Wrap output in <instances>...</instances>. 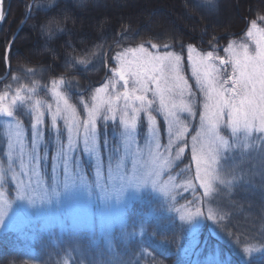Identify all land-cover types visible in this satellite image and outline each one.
Listing matches in <instances>:
<instances>
[{
	"label": "snow or ice",
	"instance_id": "1",
	"mask_svg": "<svg viewBox=\"0 0 264 264\" xmlns=\"http://www.w3.org/2000/svg\"><path fill=\"white\" fill-rule=\"evenodd\" d=\"M3 0H0L2 3ZM51 3L52 0H47ZM57 15L63 12V21L55 17L47 22H41L39 13L36 17V24L33 28H38L40 35L46 40H52L57 32L67 33L70 30L65 22L69 19L67 11L57 5ZM6 19L3 11H0V22ZM264 20V15L259 17ZM247 42L235 44L229 42L223 48L226 55L219 54L218 46L211 50H198L193 44L187 45V61L191 69V77L195 84L189 83V79L184 75L182 64L184 45H180V51L169 50L172 45L165 44L163 49L157 43H151L150 51L143 43L135 47L124 48L117 52L110 59H103L105 67L109 64L112 77L101 86L96 87L90 98V103L81 99L84 106L85 117L78 115L77 107L69 100V93H72L74 86L71 80L65 81L61 76L59 80H53V96L55 104H47V114L50 117L51 125L49 134L56 132L59 143L58 155L63 161L62 175L64 180L57 181V166L53 164L52 174L45 184L38 179L33 183L23 180L17 181L15 173L12 180L16 186V196L22 203L12 209L15 213H26L30 208L36 206L39 200L41 206L50 205L52 197L59 199L61 195L71 199L80 191H85L89 196L96 190L103 195L98 196L104 203H109L115 199L119 203L126 187L134 186L141 188L151 184L152 190L163 198V205L168 209L179 213L182 222L177 225L182 233H187L190 237H195L200 231L203 220L214 221L216 216L209 210L205 216L202 207L196 206L195 196L188 201L190 208L181 205L174 208L168 198L172 194L167 182H161L160 169L171 166V159L163 156L161 149L171 152L176 150V158L185 152L191 137L192 161L195 163L194 180L203 189L204 197L216 190V185L228 184L231 188L243 190L251 187L254 183H259L261 194L264 196V167L258 173L244 166L245 157L249 153H259L262 164H264V28L257 26L256 20L251 22V26L246 32ZM215 40V37L213 38ZM110 51V49H109ZM53 55L56 53L53 51ZM4 62L9 63V58L4 57ZM66 66L70 65L81 70L79 65L87 64L86 60H75L68 58L65 60ZM33 73V69H28ZM13 81H19V77L13 75ZM34 82L31 88H27L26 94L24 85H19L15 90L12 102L4 104L8 93L0 96V116L8 118L12 134L9 148L15 149L19 146V156L21 169L26 167L25 161L33 173L38 175L36 168L40 164L39 148L44 140L45 124V103L37 99L32 103L29 93H35ZM64 84V91L55 90V86ZM76 88L80 85L77 83ZM11 91V85H9ZM87 92V89H85ZM22 105H27L32 110L31 125V146L26 148L25 132L20 121L17 119L19 109ZM158 112L163 115L167 125L168 143L162 145L160 142L159 130L156 129V118L152 114ZM144 114L149 124L151 141L154 149L151 150V170L147 173L142 167L137 166V154L131 150V142L138 136V122ZM119 119V125L123 128L128 155L133 159V169L131 175L125 168L120 174L117 169V181L112 180L113 172L109 169L108 179L104 181V186L99 183H86L79 177V161L75 154L80 150L88 155H93L98 150V124L103 121L107 127L111 120L115 122ZM193 124L192 121L197 120ZM63 121L67 131V143H60L62 130L57 127L58 122ZM191 129V131H190ZM231 135H225V130ZM194 133V134H192ZM183 145V146H181ZM236 157L239 153L240 163L233 169L230 178L221 174L220 164L222 160L228 159L229 154ZM15 161H10L11 167ZM75 163V167L71 165ZM27 174V173H25ZM259 176L257 181L256 177ZM4 179L0 176V180ZM115 187V196L112 194V186ZM184 187L185 191L191 189L196 192L195 184L190 179L183 185L172 187ZM3 191H0V197ZM175 200V196H172ZM27 204V208L24 206ZM194 208V210H191ZM9 208L0 207V227H11ZM143 223V222H142ZM125 227L127 225L125 224ZM226 226H222L224 228ZM128 235L134 238V232ZM243 243V241H239ZM145 246L151 243V237L143 241ZM159 242H157L158 244ZM261 250H264V240H261ZM251 248L245 246L244 253H249ZM133 264V262H130ZM134 264H139L135 261ZM226 264V262H218Z\"/></svg>",
	"mask_w": 264,
	"mask_h": 264
},
{
	"label": "rangeland",
	"instance_id": "2",
	"mask_svg": "<svg viewBox=\"0 0 264 264\" xmlns=\"http://www.w3.org/2000/svg\"><path fill=\"white\" fill-rule=\"evenodd\" d=\"M108 1H111V5L114 7H119L123 3L122 0ZM124 1L127 2L128 0ZM252 1L254 5H260L259 0ZM232 3L233 5L235 4V10L231 9ZM144 6H146V4H144ZM161 6L163 7L162 4ZM224 9H226L228 14L224 16L225 14L221 15L219 13L214 19L217 18V21L224 20L228 22L233 15H236V18H238L240 3H234L233 0L232 2H230V0H224L222 10ZM6 10L7 6L4 7V13ZM191 14L192 12L184 9L182 15L188 18ZM179 19L180 16H175V21L180 26H184V23L180 22ZM93 21L94 19L91 23ZM161 22L162 18L158 13L151 16V19L147 18L146 20L149 28L158 26ZM256 23L258 27L264 28V22ZM170 24H173L172 20L167 23V27H170ZM250 26L251 23L240 36L232 38L229 42H234L235 44L247 42L246 32ZM135 46L122 47L116 51L113 56H115L117 52L123 51L124 48ZM144 46L149 48L150 51H156L151 49V43L144 44ZM44 49L46 50L45 46L39 47L37 44L32 45L30 50L26 51V55L38 53L40 50ZM160 49H163V46H160ZM219 54L226 55L223 51L219 52ZM182 64L184 66L185 77L189 79L190 84L194 85L195 80L191 77V69L187 61V47L185 49V54H183ZM110 77H112L111 72L103 83L107 82ZM54 79L59 80L60 78ZM54 79H51L48 86L41 91L44 96L35 95L36 91L35 93H29L32 97V103H35L37 99L45 103V108L43 109L45 112V124L43 126L45 136L39 148L40 164L36 168L38 175H33L27 161H25L26 167L21 169L19 146L15 149L9 148L12 134L10 123L13 122L9 121L8 118L0 116V176L4 177V179L0 180V191H3V196L0 197V207L9 208L11 215L9 221L11 227H0V234L8 231H21L27 227L34 228L37 223H39L38 229L42 232L51 231L55 226L62 225H68L70 228L74 229L88 228L90 231L94 232L97 237H101L103 240L107 251L110 253L109 264H130V262L134 264L137 257L146 252L139 245L136 247L130 245L131 240L135 241L143 235V230L140 229L137 232L133 231V227L129 225L130 222L127 220V212L129 209L134 211L135 208V222L131 221V223H137L140 218L143 217L146 219L156 214V212L161 211L163 198L152 190L150 183L139 189L134 186L126 187L119 203H117L115 199H112L109 203H104L101 199H98V196L103 195L99 193L98 190L94 191L91 196L82 190L71 199L64 195H61L59 199L52 197L50 205L41 206L38 200L36 206L30 208L26 213H15L12 211V209H15L16 205L22 203L16 196V182L12 180V175L14 173L17 177V181L23 180L25 182H30L33 183V187H35V181L37 179L43 181L45 184L48 182V178L52 174V166L55 164L57 166V181L62 182L64 180L61 174L63 161L58 155L59 143L56 139L57 134L55 131H53L51 135L49 134L51 120L46 109L47 104H55V98L53 96ZM63 86L64 84H58L55 86V90L64 91ZM31 87V85L25 87V91H22L21 95H25L27 88ZM95 88L87 97L80 96L78 99L81 107L80 109L77 108V112L81 118L85 117V113L84 106L80 101L81 99H85L90 103V98ZM14 93L15 92L8 93L7 98L2 101V103L10 104ZM19 111L23 112V119H17L24 128L26 148H30L32 110L27 105H22ZM152 114L156 118L154 127L159 130L160 142L162 145H166L168 143V132L164 117L158 112H153ZM192 123H198V118L192 121ZM57 127L60 128L63 133L60 136V143L66 144L67 131L63 121H59ZM98 132L100 135H98L97 152L90 156L83 151L81 145L80 150L75 156L79 161V177L86 183H99L100 186L103 187L104 181L108 179L109 169L113 172L112 180L114 182L117 181L118 178V168L120 174L127 168L129 175H131L133 159L128 155V148L126 147L125 137L123 136V128L119 125L118 118L115 122L110 120L107 127H104L103 121H101L98 124ZM224 134L231 135L227 129ZM186 138L189 143L185 148V152L182 153L179 158H176L175 148H173L170 153L163 149L160 150L163 156H167L171 159L172 163L170 167L159 170V180L161 182H167L168 186L172 188V194L169 196L168 200L174 205V208H180L181 205L190 208L191 206L188 205V201L193 200L195 196L197 201L196 206L202 207L205 216H207L210 210L216 216V219L214 221L203 220L200 231L195 237H190L185 233L182 250L185 264H218V262H226V264H246L250 259L264 257V250H261V240H264V196L261 194L259 183H254L251 187H245L243 190L231 188L228 184L216 185V190L207 197H204L203 189H201L199 183L194 180L195 163L192 161L191 137L187 136ZM152 149H154V143L151 141L149 124L146 116L142 114L141 120L138 122V136L131 142V150L137 154V166L142 167L145 173L149 172L152 167ZM249 156L251 159L245 157L244 166L251 169L252 172L258 173L260 169L264 167L259 153L251 152ZM13 160L15 163L9 167L10 161ZM239 163V153H237L235 158L232 157L230 153L228 159L221 161V174L226 178H230L233 169L236 168ZM75 166V163L71 165V167ZM190 179H192L195 184V193L191 189L185 191L182 186L172 187L175 185H183ZM256 179L258 181L259 176H257ZM115 187L116 185L113 184L111 189L113 196H115ZM172 196H175L174 201L172 200ZM24 206L26 208L28 207L26 202H24ZM163 210L165 212L175 213L179 219V213L174 210L170 211L167 205H163ZM191 210H194V208ZM180 223L182 222L180 221ZM125 224L127 227H125ZM222 226L226 227L222 228ZM129 232H134V238L128 235ZM115 241L118 245H115ZM239 241H243V243ZM245 246L251 248L249 253L243 252Z\"/></svg>",
	"mask_w": 264,
	"mask_h": 264
},
{
	"label": "trees",
	"instance_id": "3",
	"mask_svg": "<svg viewBox=\"0 0 264 264\" xmlns=\"http://www.w3.org/2000/svg\"><path fill=\"white\" fill-rule=\"evenodd\" d=\"M122 1L119 7H114L108 0H52L51 3L47 0H4L7 10L4 13L6 19L0 25V77L7 69L8 72L0 79V96L15 92L19 85L33 86L34 82H38L35 95L44 96L41 91L50 80L63 76L65 81H72L74 90L68 94L69 100L80 109V96L87 97L110 74L109 68L113 65L105 67L103 59H110L122 47L141 43L170 44L171 50L179 52L183 44L185 54L191 43L201 51L218 46L222 52L228 41L240 36L253 20L264 22L259 19L264 15V0H259L260 5H254L252 0H233L240 3L238 18L233 15L228 22L214 19L219 13L228 14L226 9L222 10L224 0ZM58 4L67 11L69 19L65 25L70 31L57 32L52 40H46L33 25L38 13L41 22L54 17L63 21V12L57 15ZM231 7L235 10V4ZM184 9L192 12L188 18L182 15ZM155 13L162 22L149 28L146 20ZM177 15L184 26L175 21ZM169 20L173 24L167 27ZM36 44L45 46L46 50L26 55V51ZM7 48L10 66L4 62ZM68 58L86 60L87 64L78 67L88 70L76 72L72 66H66ZM30 68L33 73L28 72ZM13 75L19 77L18 82L12 80ZM77 83L79 88L75 87ZM17 118L23 119L22 111L18 112ZM135 212V208L134 211L129 209L127 220L133 231L142 229L143 235L131 240L130 245H139L146 252L136 261L139 264H185L182 255L185 233L177 227L181 223L176 214L161 210L131 223L135 222ZM38 224L34 228L0 234V264H109L110 253L103 240L88 228L62 225L42 232ZM149 237L151 243L145 246L143 241ZM115 245H118L116 241ZM246 264H264V257L250 259Z\"/></svg>",
	"mask_w": 264,
	"mask_h": 264
},
{
	"label": "water",
	"instance_id": "4",
	"mask_svg": "<svg viewBox=\"0 0 264 264\" xmlns=\"http://www.w3.org/2000/svg\"><path fill=\"white\" fill-rule=\"evenodd\" d=\"M0 11H3L4 12V0H3L2 3H0ZM0 25H1V22H0ZM7 51H8V48L6 50V55L5 56H7Z\"/></svg>",
	"mask_w": 264,
	"mask_h": 264
}]
</instances>
